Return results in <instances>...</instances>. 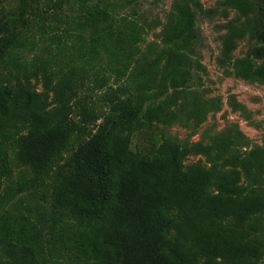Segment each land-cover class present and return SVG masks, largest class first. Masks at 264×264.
Returning <instances> with one entry per match:
<instances>
[{
  "label": "trees",
  "instance_id": "1",
  "mask_svg": "<svg viewBox=\"0 0 264 264\" xmlns=\"http://www.w3.org/2000/svg\"><path fill=\"white\" fill-rule=\"evenodd\" d=\"M141 1L0 0V264L264 257V243L247 228L264 210V194L248 183L258 153L225 158L229 143L218 138L214 154L194 147L205 168L185 166L186 151L164 136L145 153L132 148L141 125L175 120L162 97L179 87L175 60L196 21L178 0L162 46L142 48L143 27L122 13ZM232 5L242 14L257 7L255 20L234 34L255 37L259 62L247 56L235 69L264 84V0ZM46 178L41 203L16 206Z\"/></svg>",
  "mask_w": 264,
  "mask_h": 264
},
{
  "label": "rangeland",
  "instance_id": "2",
  "mask_svg": "<svg viewBox=\"0 0 264 264\" xmlns=\"http://www.w3.org/2000/svg\"><path fill=\"white\" fill-rule=\"evenodd\" d=\"M177 1L145 0L122 11L143 27L142 48L148 44L162 46L174 21L173 5ZM186 1L195 13V34L175 60L173 77L179 87L169 89L162 97L176 118L167 126L141 125L133 133L132 148L145 153L148 144L164 136L186 151L185 166L198 164L208 168L207 157L194 147L210 146L214 154V141L225 139L229 143L225 158L246 157L251 152L260 155L248 183L257 193L264 194V84L241 78L235 69L238 60L247 56L255 60L252 53L257 44L255 37L250 33L236 37L234 33L255 20L257 7L242 14L232 0ZM36 88L40 91L41 85L36 84ZM68 155L58 158L56 168L65 166ZM49 182L50 178L44 179L43 185L33 192L32 200L22 198L16 206L24 210L30 202L41 203ZM213 190L208 187L209 192ZM247 228L264 243V210L248 221ZM263 262L264 257L256 264Z\"/></svg>",
  "mask_w": 264,
  "mask_h": 264
}]
</instances>
